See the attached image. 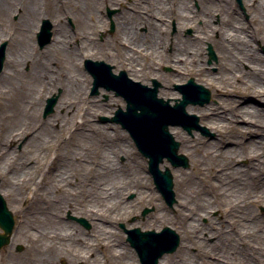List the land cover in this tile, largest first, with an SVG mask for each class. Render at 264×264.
<instances>
[{
	"label": "rangeland",
	"instance_id": "1",
	"mask_svg": "<svg viewBox=\"0 0 264 264\" xmlns=\"http://www.w3.org/2000/svg\"><path fill=\"white\" fill-rule=\"evenodd\" d=\"M83 2L85 0H37L36 4H38L39 13L33 17V24L30 26V30L28 29V43H22L20 37L22 29L25 28V24L21 21L23 8L19 7L18 11L9 16L1 14L3 22H0V28L7 31V37L0 39V46L6 43V51L9 54L18 46L30 47L40 54L39 60L42 61L47 47L51 45L57 29H59L52 22V16L59 9L63 13L60 24L62 23L63 28H66L68 35L71 37L70 42L67 43V48L68 50L74 48L79 52V69L82 73L78 75L72 71V68L71 72L69 70L70 64L66 62L67 57L55 54L54 57L49 56L50 75L64 78L67 76V72H70L71 80L77 78V83L79 80L82 81L80 85L82 88L72 100L74 107H71V110L67 113V108L60 109L57 104L67 92L68 83L65 82L58 87H52L51 84L44 81V84L38 85V80L43 81L44 78H37L38 80L34 78V62L31 60L22 64L21 70L14 79L0 82V91L8 92L4 95L0 93V128L3 127V130H6L8 127L20 129L30 126L29 135H31L44 126V128H50L47 131L52 134L51 139L43 146L41 154H38L35 148L26 145L28 137L25 136L21 140L12 143L8 150H4L0 156V186L2 188H4L3 182L6 180V174H4V169L2 168L5 158H8L7 163H11L10 167L12 170L10 171L23 172L36 163L38 167L35 172L29 175V178L24 180L27 185L25 186L26 192L23 199H20L22 195H2L7 202L8 208L13 213L15 228L10 243L0 248V264H6L9 259L21 260L24 264H34L38 258V255H35V248L43 250L46 237L41 234V237L35 238V240L32 235V237H26L28 231L31 233L35 232L34 229L40 231L45 229L47 232V229L50 231L55 228L57 230L53 231L58 233V231L62 232L69 227H72V231L76 232L79 239L74 241V238L70 242V238H68L65 241L67 243L70 242L71 245L69 256L65 252H61V254L56 250L50 249V256L47 255L46 257L49 264H70L71 262L72 264H118V260H128L127 256H123L122 259L116 258L118 256H113L110 251V245L114 244V242L124 244L131 250L134 264H142L135 248L127 240L126 232L121 227V224L127 229L139 227L142 230L161 231L168 226L175 230L180 236L179 247L176 251L165 254L170 255L171 264H183L185 256L187 259H195L190 264H212V262L217 264V261L220 263H225L226 261V264H250L249 255L256 256L260 251L264 250V201L261 200L262 203L257 205L252 202V199L263 195L264 179L258 180L254 178L255 165L244 156L237 155L238 161L234 168H238V170L232 171L228 168L219 167L218 171L220 172L214 173L213 171H207L206 166V174L204 175H199L196 162L198 163L197 159H200L203 164L209 163L211 165L216 163V166L219 165L221 160L218 159L215 162V159L209 157L206 151L209 142L219 141L224 137L229 138L225 147L235 146L242 150L240 147L245 146L249 151H264V134L262 132L264 126L249 127L248 122L240 121L235 127L227 126L221 133L217 132L209 125L207 120L201 117L199 112V109L215 105L218 102L219 96L215 91L216 86H214V83L208 79L209 77L176 69L174 63L169 62L166 58V54H171L178 45L182 46V48H190L198 43L197 50L200 63H205L212 74L221 76L222 68L220 62L222 57L218 48L211 42H204L202 45L199 42L201 38L195 28L196 26H202L203 20L200 19L198 23L185 28H180L176 21H172L168 33L165 34V38L168 37V39H165L167 40L165 48H159V52H151L150 54L152 55H149L146 59L135 55L137 67L150 62L152 69H145L144 75H134L127 66H122L107 53L98 52L93 57L89 55L87 57L89 47L85 45L87 37L89 38L88 42H92L94 45H91V48L100 46L103 47V52L128 55L115 43L119 33L117 17L126 11V7L102 5L103 7H100L97 13L95 11L93 14L91 12L87 14L85 7L82 6ZM201 2V0H193L191 2L198 14L202 11ZM203 2L205 3L204 6L217 7L218 11H222L221 13L217 11L213 16L212 24L214 26H219L222 19L232 22V24L241 23L240 28L231 30V33L235 38H243L245 42L250 41L248 48L253 47L255 49L257 67L259 69V74L256 73L257 76H255L257 78L255 80H261V84L264 85V38L262 39L261 37L253 41L249 36L250 31L255 29L260 36L264 35V24L261 25L257 24V21H252L251 0H203ZM139 4L141 5L138 2ZM86 9L90 8L87 7ZM138 10L140 11L138 7L132 8L131 12L136 15ZM127 16L130 18V15ZM96 18H100V22L97 21L98 30L94 31L92 24ZM45 21L51 26L52 36L48 43L41 46L39 35L45 26ZM138 31L143 38L147 32V27L141 25ZM219 33L220 31L217 30L216 37L219 36ZM133 46L128 44L129 48H133ZM245 58L242 67L244 72L241 75V79L237 80L240 87L233 94L240 99V107L249 104L264 110L263 98L255 95L246 97L244 92L243 80L245 83L252 64L251 60L249 61L247 57ZM88 59L104 61L114 68L113 72L115 74L125 71L132 80L151 87L153 80L157 81L160 84L158 96L164 100H171L172 103H174L175 99L182 97L178 87L187 83L191 78H194L198 84L210 90L211 98L208 102L204 104H189L186 107L187 111L190 107L193 109L191 114L197 116L198 125L201 129H193L189 133L182 126H170V130L181 132L184 136L182 138L176 137L175 139L180 143L179 153L188 158L187 167H173L167 160L161 165L163 170L165 166H168L173 175L175 202L172 206L166 203L155 186L153 177L148 169L147 158L140 153L130 134L119 124L109 121L119 107L125 109L126 102L124 98L117 96L114 90H108L101 84L98 86L97 91H94L93 76L85 66ZM222 61L228 70L233 65L232 59L229 61L228 59L225 61L222 59ZM8 68L5 62L4 70L0 77L4 72L8 71ZM62 68H68V70ZM33 85H37L38 90L41 91L42 102H40L41 105L38 104L34 107L33 110L36 112L37 117L32 120L28 115L33 110L29 111L30 108L25 106L28 100L23 99V97L30 88L32 89ZM53 97H57L54 111L45 116L47 100ZM4 102H7V107H5ZM74 108L75 110H73ZM228 108L233 109L234 105L228 103ZM55 116L57 118L51 121ZM63 117L65 120L62 125L63 128L59 129ZM248 127L253 129L254 133L242 136V133ZM185 137L188 140H185ZM260 137L262 138L258 141L257 139ZM185 143L188 144V147L185 146ZM122 149L128 152L129 158L127 154L120 152ZM108 156L117 164L118 170L116 173L107 169L106 166L103 167L106 160L110 158ZM259 158L264 160V154ZM259 158L256 157L254 161L258 162ZM135 164L142 166V169H140L141 173L134 171ZM260 165L263 166L264 162H260ZM67 169L71 170L73 177L70 189L74 190L80 183L79 189L75 190L78 192L73 191L72 193L74 194L71 196L65 193L67 189L65 190L64 187L61 191L56 188V186L63 184V173ZM179 171H182L187 176L183 185L187 188V193L191 195L192 200L189 205L190 209L187 212L192 210L191 217H195L194 219L198 220L196 222L197 231L194 234L195 237L190 236L191 241L193 240L191 243L193 246L189 250L182 248L183 245H189L186 241L185 229L159 217L160 210L166 211L174 217L179 209L178 201L182 190L178 187L177 174ZM226 171L231 174L229 178H224L223 172ZM114 175L128 176L133 180L137 179L142 185L150 188L149 191L157 195L158 201L148 203L145 200H137L133 189L124 191L123 201L133 202V207L129 215L118 220H107L106 225L113 228L111 233L113 235L105 241L99 238V231H96V222L73 210H62L63 219L61 221L52 223V220H49L48 222H43L47 220V217L51 218L55 213H58L60 202H63L62 198L81 204L86 210H90V208L101 209L110 201L107 195L103 193V188L111 183ZM237 193L242 194V196H237ZM28 195H31V197L29 198ZM205 208L208 211H205ZM29 219L32 220V227L27 230L26 226L31 225L27 223ZM80 219L85 220L89 227L87 228L80 223ZM153 219H157L158 223L149 222ZM0 232H2L1 229ZM105 236L110 235L106 234ZM96 237L97 241L106 242L109 248H102L100 244H97ZM42 238H45L44 242ZM54 243L59 245L57 239ZM224 248L231 251L229 261L222 256V249ZM205 253L209 254V260H205ZM72 255H78L80 259L75 262L71 258ZM246 255L248 257L244 258Z\"/></svg>",
	"mask_w": 264,
	"mask_h": 264
},
{
	"label": "bare ground",
	"instance_id": "2",
	"mask_svg": "<svg viewBox=\"0 0 264 264\" xmlns=\"http://www.w3.org/2000/svg\"><path fill=\"white\" fill-rule=\"evenodd\" d=\"M36 1L37 0H0V22H3L2 15L9 16L18 11L19 7L23 8L21 21L23 22V24H25V28L22 29V33L20 35L22 43H28V29L30 30V26L33 24V17L37 16L39 13L38 4H36ZM192 1L193 0H142L141 2V0H85L82 6L85 7V11H87V14L90 12L93 14L95 11L97 13L100 7L108 5H119L126 7V11L122 12L121 15L117 17V21L119 22V33L115 43L119 46V48L123 49L124 52L128 54L118 55V53L116 54L115 52H103V47L100 46H95L91 48V45H93V43L88 42L89 38L86 37L85 45L89 47L87 57L88 55L93 57L98 52L107 53L111 57L115 58L122 66H127L134 75H144L145 69L151 70L152 65L149 62V64L146 63L141 67H137V59L135 58V55H137L139 58L142 57L143 59H146L149 57V55H152L150 54L151 52H159V48H165V45L167 43V40L165 39H168V37L165 38V34L168 33L172 21H176L177 25L180 28H185L194 23H198L201 19L203 20L202 26H196L195 28L199 33V37L201 38V40L199 41L200 44L202 45L204 42L213 43L218 48L219 54L221 55L224 61L227 59L228 61L231 59L233 60V65L231 66V68H229V70L226 69L227 66L223 63L221 59V76H216L209 72L206 64L200 63L198 59V43L194 44L190 48H182V46L178 45V47L176 46L175 50L171 54H166V58L169 62L174 63L176 69L178 68L182 72L198 73L202 76L209 77L208 79L212 83H214V86H216L215 91L219 96L218 102L215 105L208 106L204 109H199V112L201 114V117L207 120L209 125L217 132L221 133V131L227 126L235 127L236 124L240 121L248 122L249 127H259L261 125L264 126V110L249 104L245 105L244 107H240V99L236 98L233 94L240 87L237 83V80L241 79V75L244 72L242 67L246 59L245 57L248 58L250 56L248 60H251L250 62L253 65L251 64V71L249 72L248 78L245 80V83L243 80V84L245 86L244 92L246 94V97L255 95L264 99V85L261 84V80H255V78H257L256 73L259 74L255 49L253 47L248 48V45H250V41L245 42L243 38H235V36L231 33V30L239 29L241 23L236 22L237 24H232V22H228L225 19H222L219 26H214L212 24V18L218 11L217 7L206 5L204 6L205 3L203 2V0H201L202 11L198 14L191 4ZM138 2L141 3V5H138ZM87 7H89L90 9L87 10ZM136 7H138L140 11L138 10V14L134 15L132 14L131 9ZM250 9H252L253 12V14L251 15L252 21H257V24H264V0H251ZM218 12L221 13L222 11L219 10ZM127 15H130V18ZM132 15L135 16V18H133ZM62 16L63 13L59 11V9H57L54 15L52 16L53 24L55 26H58L59 29H57L56 36H54L51 45L47 47L44 54L45 56L43 57L44 59L40 61V54L34 49H31L30 47L26 48L24 45L15 48L13 52H11V54H9V52L7 51L5 62L9 68L7 72H4L1 75L0 82H6L7 80L14 79L18 75V72L21 70L22 64L31 60L32 62H34V78H44L43 81H39L37 79L39 82L38 85L44 84V81H47V83L51 84L52 87H58L59 85H63L65 82L68 83L67 92L57 104L60 109L67 108L66 112L68 113L69 110H71L70 108L74 107L72 104V100L74 96L79 94V92L81 91L82 87L80 85L82 84V81L79 80V82L77 83V78L75 79L76 81L71 80L70 72H67V76L64 78H57L54 75H50L51 66H49V56L51 55V57H54L55 54H61L67 57L66 62L70 64V71L72 68V71L78 75H81L82 71L79 69V52L74 48L72 50H68L67 48V43L70 42L71 37L68 35L66 28H63L62 23L60 24V19ZM97 21L100 22V18H96L95 22L92 24L94 31L98 30ZM141 25L147 27V32L144 34L143 38L141 37V33L138 31V28ZM217 30L220 31L218 37H216ZM250 32L251 33L249 34V36L253 41L258 40L261 37L262 39L264 38V35L260 36L259 32H257L256 29L251 30ZM5 37H7V31L3 28H0V39ZM128 44L134 45L133 48H129ZM62 69L68 70V68ZM0 93L1 95H4L8 92H3L1 90ZM41 96V91L38 90L37 85H33L32 89L30 88L28 93H26V95L23 97V99L28 100L25 106L27 108H30L29 111H32L36 105L42 102ZM228 103L233 104L234 108L229 109ZM4 104L5 107H7V102H4ZM170 104L173 105L172 102H170ZM238 109L240 110L238 111ZM73 110H75V108ZM192 111L193 109L190 107L188 109L189 115H193L191 114ZM75 113H77V111H75ZM28 117H30L32 120L35 119L37 117L36 112L33 110L31 114L28 115ZM56 118L57 116H55V118H53L51 121H54V119ZM64 121L65 120L63 117L59 129L63 128L62 125ZM231 122H233V124H231ZM42 128L29 135L31 131L30 126L20 129L8 127L6 128V130H3L4 128L1 127L0 156L2 155L4 150H8L12 143L21 140L25 136L28 137L26 145L35 148L37 153L41 154L43 146L52 137V134L47 131L50 128H44V126ZM248 128L245 129V131L242 133V136H244L245 134L250 135L251 133H254L253 129ZM170 132L174 138L184 137L181 132L174 131L172 129L170 130ZM262 132L264 134V129L262 130ZM261 138L262 137L257 140L260 141ZM185 140L188 139H186L185 137ZM227 141H229V138L224 137L219 141L208 143L206 154L209 157L215 159V162L216 160L220 159L221 163L217 166L216 163H212L211 165H209V163L203 164V161L201 162L200 159H197L198 163L196 162V166H198L197 169L199 175L206 174V166L207 171H213L214 173L220 172L218 171L219 167L228 168L232 171L238 170V168H234V166L238 161L237 155H239L241 157L244 156L248 158V160L255 165L256 170L253 175L254 178H257L258 180L264 179V165H260V162L262 163L264 162V160L259 158L262 156V154H264V151H261V154V152L259 151H249L245 148V146L240 147L242 150L238 149L235 146L225 147ZM185 146L188 147V144L185 143ZM120 152L125 155L128 153L127 151H125V149H122ZM127 157L129 158L128 154ZM256 157L259 158L258 162L254 161ZM203 159H205V157H203ZM7 160L8 158H5V160H3L4 165L2 168L4 169V174H6V180L3 182L5 185L4 188L0 186V193L2 195H22L20 196V199H23L26 192L25 186L27 185L26 181L24 180L26 178H29V175L32 172H35L36 168H38L37 163L29 166L23 172H17L10 171L12 170L10 167L11 163H7ZM116 165L117 164L115 163V161L110 157L106 160V163L103 167L106 166L107 169L113 171V173H116V171L118 170ZM140 169H142V166L139 164H135L134 171L137 173H141ZM63 174L64 180L63 184H61L62 187L56 186V188L58 191H61V189L64 188L65 190L67 189L65 193L71 196L72 194H74L72 193L73 191L79 189L80 183L74 190L70 189L72 181L71 179L73 178L71 175V170L67 169ZM223 174L224 178H229L231 176L230 172L228 171L223 172ZM186 177V174H184L182 171H179L177 174L178 187L182 190L180 191V197L178 201L179 209L174 215V217L169 215L166 211L162 210H160L161 212L159 217L167 220L170 223H175L176 225H179L181 228L183 227L185 229L187 237L186 241L189 243V245H183L182 248L184 250H189V248L193 246L191 244L193 240L191 241L190 236L195 237L194 234L197 231L196 222L198 220L194 219L195 217H191L192 210L190 212H187L190 209L189 205L192 200L191 195H188L187 193V188H185V185H183ZM76 181L79 182L78 179H76ZM103 189V193L107 195L110 201L101 209L90 208V210H86L85 207H83L81 204L73 203V201L70 199L62 198L63 202H60V209L57 211L58 213H55V215L51 216V218L47 217V220L43 222H48L49 220H52V223L61 221V219H63L62 210H73L77 213L84 214L91 221L96 222V225L99 228L98 230V228L96 227V231H99V238L105 241L108 240L109 237L111 238L113 235L111 234L113 228L106 225L107 220H118L121 217L127 216L130 214V210L133 207V202L129 203L123 201L125 196L124 191H129L133 189L136 193L137 200H145L148 203L158 201L157 195L152 191H149L150 188L142 185L137 179L133 180L128 176L125 177L114 175V178L112 179L111 183L108 186H105ZM237 196H242V194L237 193ZM28 197L30 198L31 195H28ZM261 200L264 201V192L263 195L258 196L256 199H252V202L257 205L262 203ZM204 210L208 211L207 208H205ZM149 222L156 224L158 223V220L153 219ZM27 223L31 224L29 226H26L28 230V228L30 229L32 227V220L29 219ZM53 230L57 229L53 228L50 231L47 229V232L45 229H43V231L34 229L35 232L31 233L30 231H28L26 237L33 236L34 239L40 238L41 234L43 235V237H46V241L45 238H42L43 242L45 241L44 249L41 250L39 248H35V255H38V258L34 264H49V261L46 257L47 255L50 256V249L56 250L60 253L65 252L69 256L71 251L70 242H72L74 238V241L79 239V236H77L76 232L72 231V227L63 230L62 232L58 231V233ZM105 233L110 236H105ZM68 238H70L69 243L65 242ZM56 239L59 245H56V243H54ZM219 241L220 240L218 237V242ZM97 244H100L102 248H109V245L106 242L99 240L97 241ZM222 250L223 258L229 261L231 251L229 249L226 250L225 248ZM110 251L113 256H118L116 258L122 259L123 256H127L129 258L125 261L118 260V264H134L133 254L131 250L124 244H117V242H114V244L110 245ZM247 257L248 255L244 256V258ZM71 258L76 262L80 259V256L72 255ZM204 258L205 260H209V254L205 253ZM248 260L250 264H264V250L260 251L259 254H257L256 256L249 255ZM194 261V258L187 259V257L185 256L183 264H190ZM6 264H24V262L17 259H9ZM70 264H72V262ZM158 264H171L170 255H164L160 259ZM217 264H226V261L225 263H220L219 261H217Z\"/></svg>",
	"mask_w": 264,
	"mask_h": 264
},
{
	"label": "water",
	"instance_id": "3",
	"mask_svg": "<svg viewBox=\"0 0 264 264\" xmlns=\"http://www.w3.org/2000/svg\"><path fill=\"white\" fill-rule=\"evenodd\" d=\"M50 29V24L45 21L39 35L41 46L50 41ZM5 61L6 43H3L0 46V73ZM86 67L94 78V91L101 84L126 100V110L119 107L109 121L120 124L129 132L139 151L148 158L149 171L155 184L168 205L172 206L175 202L173 175L168 167L162 170L160 164L167 159L174 167H187L188 158L178 153L180 143L171 134L170 126H182L189 133L193 129H201L197 116L189 115L186 107L189 104L208 102L211 98L210 90L191 78L187 84L178 87L182 98L176 99L172 105L171 100L158 97L160 84L155 80L152 87L133 81L125 71L115 74L113 67L104 61L87 60ZM56 102L57 97L47 100L45 116L54 111ZM14 226L13 213L0 193V229L3 231L0 233V248L10 243ZM127 233L142 264H158L164 254L174 252L180 244L179 234L170 227L163 228L161 232L134 228L127 230Z\"/></svg>",
	"mask_w": 264,
	"mask_h": 264
}]
</instances>
